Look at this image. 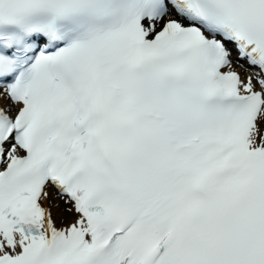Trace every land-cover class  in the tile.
<instances>
[{"label":"snow or ice","instance_id":"snow-or-ice-1","mask_svg":"<svg viewBox=\"0 0 264 264\" xmlns=\"http://www.w3.org/2000/svg\"><path fill=\"white\" fill-rule=\"evenodd\" d=\"M0 264H264V0H0Z\"/></svg>","mask_w":264,"mask_h":264},{"label":"bare ground","instance_id":"bare-ground-1","mask_svg":"<svg viewBox=\"0 0 264 264\" xmlns=\"http://www.w3.org/2000/svg\"><path fill=\"white\" fill-rule=\"evenodd\" d=\"M237 69L242 73V75H246L247 72L249 71L248 68H246V67H240L239 65H237ZM58 220H59V217H58Z\"/></svg>","mask_w":264,"mask_h":264},{"label":"rangeland","instance_id":"rangeland-1","mask_svg":"<svg viewBox=\"0 0 264 264\" xmlns=\"http://www.w3.org/2000/svg\"><path fill=\"white\" fill-rule=\"evenodd\" d=\"M59 223H60V221L58 220V226H59Z\"/></svg>","mask_w":264,"mask_h":264}]
</instances>
